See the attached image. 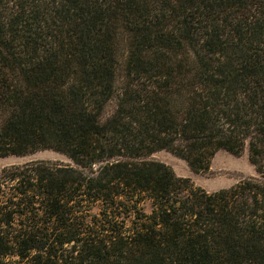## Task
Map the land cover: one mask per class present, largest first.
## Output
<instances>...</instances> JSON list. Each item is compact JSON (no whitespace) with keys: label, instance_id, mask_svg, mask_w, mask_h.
Instances as JSON below:
<instances>
[{"label":"trees","instance_id":"16d2710c","mask_svg":"<svg viewBox=\"0 0 264 264\" xmlns=\"http://www.w3.org/2000/svg\"><path fill=\"white\" fill-rule=\"evenodd\" d=\"M245 148L214 192L145 159ZM44 149L75 167L0 171V262L264 264V0H0V157Z\"/></svg>","mask_w":264,"mask_h":264},{"label":"rangeland","instance_id":"374dc122","mask_svg":"<svg viewBox=\"0 0 264 264\" xmlns=\"http://www.w3.org/2000/svg\"><path fill=\"white\" fill-rule=\"evenodd\" d=\"M146 160L161 162L170 167L178 177L188 178L193 186L201 187L207 192H214L222 188H228L237 183L240 179L256 176L255 166L248 158L245 148L239 155H233L224 150H218L212 157L208 168L204 170H193L187 162L167 150H157L145 157ZM25 163H42L49 166H72L75 164L64 154L52 149L38 150L25 155H7L0 157V171ZM264 169V157L262 160ZM16 183L7 177L0 179V194L9 192V186ZM89 207L91 215H98L104 207L103 201L85 203ZM146 211L149 205L145 202ZM17 258L7 256L0 264H14Z\"/></svg>","mask_w":264,"mask_h":264}]
</instances>
